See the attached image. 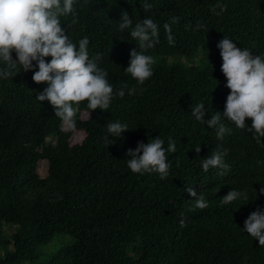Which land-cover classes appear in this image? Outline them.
Returning <instances> with one entry per match:
<instances>
[{
  "label": "trees",
  "instance_id": "trees-1",
  "mask_svg": "<svg viewBox=\"0 0 264 264\" xmlns=\"http://www.w3.org/2000/svg\"><path fill=\"white\" fill-rule=\"evenodd\" d=\"M148 2L152 8L145 11L144 0H76L77 22L72 14L59 18L77 46L88 37L90 57L102 54L99 67L114 88L137 87L136 94L114 97L106 111L97 109L85 119L81 113L90 110L81 102L74 130L64 129L47 101L35 99L46 85L35 84L31 71L0 79V264L34 260L54 241L58 249L39 264H264V247L243 231L247 216L264 208L258 194L264 185V138L258 143L252 133L222 119L231 134L217 140L215 128L191 115L197 103L205 106V120L223 112L229 94L217 48L223 36L264 56V0H219L227 5L220 15L210 11L217 0ZM122 12L133 24L150 17L159 26V43L146 54L198 55L184 63H155L153 75L138 85L124 72L137 42L129 30H118ZM172 17L180 18L171 24L174 46L163 28ZM197 21L205 27L194 30ZM187 25L192 27L186 30ZM116 120L128 131L109 136L115 140L109 145L106 125ZM73 132L82 135L80 143L71 144ZM157 136L165 149L169 137L176 144L167 153L169 175L133 174L126 151ZM217 145L227 149L229 169L204 172L201 160ZM41 162L48 164L46 177L39 173ZM188 187L203 194L206 209H194ZM231 189H246L248 199L222 205ZM61 234L73 242L58 240Z\"/></svg>",
  "mask_w": 264,
  "mask_h": 264
},
{
  "label": "clouds",
  "instance_id": "clouds-1",
  "mask_svg": "<svg viewBox=\"0 0 264 264\" xmlns=\"http://www.w3.org/2000/svg\"><path fill=\"white\" fill-rule=\"evenodd\" d=\"M75 3L76 0H0V64L4 65L0 67V79L13 77L21 69L22 72L31 71V79L35 84L46 85L35 99L38 102L47 101L54 109L55 117L68 130L76 128L81 102L87 101L89 117L90 112L97 109L106 111L114 97L123 99L126 93L129 96L137 93V87H129L127 83L114 88L108 80L107 70L99 67L102 54L96 53L90 57L87 36L79 40L78 46L69 39L59 18L72 14V22L76 23ZM143 8L149 11L152 4L144 0ZM226 8V4L217 0L210 11L220 15ZM216 9H220V12H216ZM179 19L172 17L163 25L167 43L171 46L175 45L171 24L178 23ZM115 24L121 32L129 30L130 37L137 42V47L129 53L130 59L124 72L138 85H142L153 75L156 61L146 53L159 43V26L150 17L133 24L126 12L120 14V20ZM191 27L187 25L186 30ZM204 27L203 23L197 21L194 30ZM217 48L222 61L220 71L226 80L224 87L229 90L223 112H215L210 119L205 120V106L197 103L192 107L191 115L208 128H215L217 140H223L225 134H231V129L222 123V119H226L237 129L252 133L253 139L260 143V138H264V56L253 54L247 47H237L224 36ZM48 57L50 61L46 60ZM246 120L251 121L250 127L246 125ZM106 131L109 135L105 139L110 145L115 140H109V136L120 138L122 133L128 131V125L116 120L106 125ZM194 150L199 154L201 148L198 146ZM175 151L176 144L171 137L167 149L159 136L146 143L138 141L134 150L126 151V165L133 174L156 173L165 179L170 169L167 153ZM226 155L227 149L222 150L217 145L209 156L201 160L203 171L208 172L210 168L227 171L229 166L224 161ZM184 191L194 198V209L208 207L203 194L198 195L192 187ZM258 194L264 196V185ZM237 199L247 200V190H229L221 197V204L227 205ZM181 217L180 226L184 227L183 213ZM243 231L258 241V246L264 247V208H257L247 216Z\"/></svg>",
  "mask_w": 264,
  "mask_h": 264
},
{
  "label": "rangeland",
  "instance_id": "rangeland-1",
  "mask_svg": "<svg viewBox=\"0 0 264 264\" xmlns=\"http://www.w3.org/2000/svg\"><path fill=\"white\" fill-rule=\"evenodd\" d=\"M199 53V52H197ZM198 55V54H197ZM193 56V57H180L177 54H172V53H168V52H163V53H159V54H153L152 56L154 57L156 63H160L162 60H165V63L168 64L172 61H178L180 60L181 62L184 63V61H190L192 58L195 59V57L197 56ZM87 114L85 113H81V119H85ZM65 130H68L65 126H64ZM82 139V135L77 133V132H73L72 138H71V144H78L81 142ZM39 173L41 175V177H46L47 173H48V164L46 162H41L39 164L38 167ZM65 237V239L69 242L72 243L73 242V238L70 235H65V234H61L57 239L60 240L61 238ZM58 249V247L56 246V242H52L50 243L48 246H44L43 248L40 249L39 251V255L37 256L36 259L34 260H30L25 262L24 264H39V263H43L49 260V258L52 256V254L54 252H56V250Z\"/></svg>",
  "mask_w": 264,
  "mask_h": 264
}]
</instances>
